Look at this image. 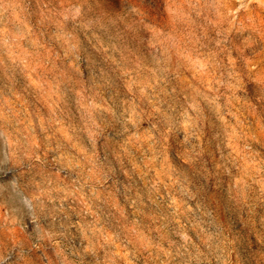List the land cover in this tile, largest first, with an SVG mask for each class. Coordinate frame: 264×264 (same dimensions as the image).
<instances>
[{
	"label": "clouds",
	"instance_id": "1",
	"mask_svg": "<svg viewBox=\"0 0 264 264\" xmlns=\"http://www.w3.org/2000/svg\"><path fill=\"white\" fill-rule=\"evenodd\" d=\"M0 264H264V0H0Z\"/></svg>",
	"mask_w": 264,
	"mask_h": 264
}]
</instances>
